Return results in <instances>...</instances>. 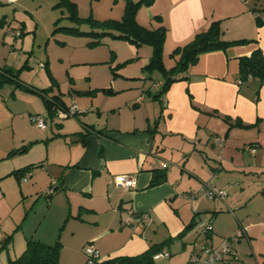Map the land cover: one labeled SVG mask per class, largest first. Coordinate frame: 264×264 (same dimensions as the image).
<instances>
[{
  "label": "crops",
  "instance_id": "crops-1",
  "mask_svg": "<svg viewBox=\"0 0 264 264\" xmlns=\"http://www.w3.org/2000/svg\"><path fill=\"white\" fill-rule=\"evenodd\" d=\"M10 8L0 6V69L19 70V77L0 83V210L6 206L12 215L20 203L30 200L24 198L31 190H46L56 182L50 205H62H58L56 218L51 215L52 222L59 224L57 214L65 216L60 219L59 233L51 226L48 231L35 228L20 244L31 238L48 244L59 240L62 257L65 243L60 233L67 226L72 228L70 236H79V264H87L84 249L88 243L100 252L102 262L136 256L161 243L165 244L161 252L168 255L156 259L166 257L169 264H180L176 257L170 258L171 247L179 241L185 247V240L198 232L194 229L198 219H208L213 224L205 233L208 244L218 247L230 239L234 254L226 255L225 264H264V83L255 79L239 83L240 57L250 56L256 48L264 53V0H154L151 5H141L136 13L140 24L166 27L163 52L175 60L165 63L167 68L178 64L180 54L172 55L175 48L212 21H219L225 41L243 42L200 54L185 73L187 78L176 80L155 99L152 94L162 89L163 76L145 70L153 56L150 44L139 46L124 39L130 41H123L127 55L119 57L118 50L113 56L122 64H141V71L122 74L133 78L131 83L137 86L127 80L115 86L119 78L114 77L111 86L78 90V95L93 98L90 103L81 100L78 104L74 100L69 103L62 91H56L57 79L46 48V54H37L44 40L39 37L44 25L32 11ZM117 72L115 76L121 75ZM151 81L157 85L154 90ZM53 96L67 109L76 104L74 116L84 114L78 117L81 125H62L60 121L58 132L45 135L47 123L44 129L33 124L34 114L43 115L46 121L52 117L44 97ZM113 100L117 101L109 103ZM94 111L97 116L93 121L90 116L96 115ZM103 115L109 118L105 123ZM64 132H75L73 135L83 136L87 142L69 144ZM48 161L59 170L52 169L44 178L36 168H44ZM163 162L168 166L162 168ZM34 163L42 165L24 169ZM154 169L164 171L166 179L152 186ZM117 174L136 175V187L111 182ZM252 174L258 176L256 185L244 186V175ZM207 182L217 188L231 187L234 182L233 187L239 189L228 199L209 198L200 191ZM189 193L198 194L183 196ZM21 197L23 200L17 201ZM233 210L236 213L232 214ZM130 212H149L150 217L132 227L124 222ZM190 224L195 226L187 229ZM0 225V250L6 249L14 259L11 249L17 254L23 248H16L14 242L12 228L17 224L8 223L0 212ZM242 227L248 229L247 234L238 237ZM185 263L189 264V259Z\"/></svg>",
  "mask_w": 264,
  "mask_h": 264
},
{
  "label": "rangeland",
  "instance_id": "rangeland-1",
  "mask_svg": "<svg viewBox=\"0 0 264 264\" xmlns=\"http://www.w3.org/2000/svg\"><path fill=\"white\" fill-rule=\"evenodd\" d=\"M72 1H74L77 4V14L80 16V18L86 19L89 17H93L94 19L103 21L107 19L122 18L125 13L124 10L125 5L128 0H72ZM56 3H57L56 0H20L18 3L17 2L0 3L1 7H11L10 10H17V12L18 11L25 12L26 9L32 11L33 14L35 15L36 21L40 23L41 26L43 25L45 26V27L43 26L42 31L39 32L40 39L41 38L44 39L42 40L43 41L41 47L42 49L38 48L37 46L36 48L38 49L36 50H41V52L37 51L38 55L43 53L46 54V51L44 50L46 48V50L49 52L52 58V63H51L52 69L57 79L56 91L57 92H59V90L62 91L65 95V99L69 103H72V101L74 100L78 104L79 101L81 100L90 103L93 99L91 96L88 95H81V96L78 95L77 93L78 90L88 91L92 89V87L95 88L96 87L95 85H100V84L106 85V87L111 86V83H113L112 81H114L112 80L114 79V77L119 78V80L116 79V83H114L115 86H120L121 84H125V80H127V83L130 82V85L132 87L137 86V84L131 83L134 80L133 78H126L122 76V74L137 73L136 71L139 70V68L141 71V64L135 65L131 61L122 64L121 60H116L115 55L113 56V54H115L116 51L118 50L120 51L119 57H123L124 55H127V49L126 47H124L125 43H123V41L126 42H130V41L115 38L110 34H105V35L92 34L91 32L93 30L102 31L103 29L99 27L96 28L93 25L89 24L87 21L80 23L79 22L77 23L76 21H72L68 17L70 10H68L67 7L66 8L55 7ZM8 15L12 16L11 14ZM28 16L32 20V17L30 15ZM65 26L78 27L84 33L74 34L59 28ZM45 30H47L46 33ZM120 46L122 48H119ZM150 48L153 51L152 46ZM171 61H174L175 63V60H173L170 57L169 52H165L164 62L166 63V65L172 64ZM117 71L121 75L115 76L114 73H116ZM155 74L156 77L158 76L159 73L157 72ZM144 77H142V79ZM71 80H73V83H71ZM146 81L149 82L150 79L148 78V80ZM151 82L152 83L149 84L152 85V90L156 89L157 85L153 81ZM117 100L110 101L109 103L115 102ZM94 113H96L95 116H90V119L93 121L96 120V116H97V112L94 111ZM79 116L82 117L84 116V114L79 113L77 116L73 115L65 119H59L55 117L49 118V120L47 121L48 129L46 130L45 135L54 134V130L58 132L59 129H61L62 127V126L59 127L60 121H62L61 122L62 125L66 123H68L69 126H75V127L78 126V124L81 125L80 121L78 120ZM101 119L104 123L106 122V120H109V118H107L106 115H103ZM86 121L90 122V120H86ZM74 133L75 132L69 134L64 132V137L66 138L69 144H74V143L81 144L82 141H76V142L71 141V139L74 136H77L76 134L73 135ZM82 145H85V143L83 142ZM44 164L46 165L44 166V168L35 167L36 169L42 170L40 172L43 173L44 178L45 176H49V174H52L51 173L52 169L59 170V166L55 163H52L51 161H48L47 163ZM26 174L29 176L28 180L32 181L33 178L30 176V172ZM57 176L60 177V175ZM247 177L248 178H246L244 175V186L248 187L249 183L251 184V186H255L256 181H258L257 174L256 175L252 174L250 176L248 175ZM233 183L234 182H232L231 187L221 188L227 192V199L228 197L229 198L234 197L233 194L235 193V190L239 189V188L237 189L234 188ZM235 184L236 183H234V185ZM37 191L38 192H36V188L33 191L31 190L30 192L31 195L30 193H28V195L24 198L25 200H27L28 197L30 198V200L27 203L26 201H24L23 203H20L18 206L16 205L17 210H15V212L12 215L10 214V211H6V206H2L0 210V212H2V215L5 216L8 223L12 222L14 223V225L17 224L15 228H12V230L14 229V233H15L14 242L16 243V248L19 247L20 245L23 246V248H21V250L17 252V254L14 252V250L11 249L10 255L12 258L17 257L23 252V250L26 247V242L24 243L23 241V244H20V241H22L23 236L34 232L35 228H38L40 231L46 229L48 231V229L51 226V230H53V232L59 233L60 231L59 228L61 224H63L62 221L60 222V219H63L65 216L60 214H57V219L59 221V224L56 225L54 222H52V217L56 218L55 213L57 211H60V209H58L59 208L58 205L60 204L56 206L50 205L51 199H49L50 195L48 192V188L46 190L42 189ZM195 192H199V190ZM32 197H34V200ZM38 198H40V201L38 200ZM19 199L23 200V198L21 197V198H17V201ZM34 202H38V203L34 205ZM236 211L234 212L233 210L232 214L236 213ZM198 220H200L198 222H205L208 223V225L210 224V221H208V219L207 220L198 219ZM8 227L9 229H11L10 225ZM71 229H72L71 227L65 226L62 233H60L62 243H65L64 245L65 249L59 264L80 263L81 253L79 252V250H77L78 247L77 242L80 241L79 236L78 237L70 236L69 232ZM194 229L196 231L198 230V232L192 235L188 240H185L187 241L185 247H183L182 241H179L180 243H177L176 246H172L171 249L169 248L170 246L166 247L167 250L170 249V252L172 254L170 258L173 259L174 257H176L175 260H177L180 264H186L185 263L186 258L190 259V256L193 253L202 254L204 246L210 245L207 242L208 238L206 239L205 233H203L202 230L199 228H194ZM199 230L201 231L199 232ZM2 231L4 233L5 229L1 228V232ZM87 245L89 246L91 245V243H88ZM244 249L246 250L248 249V247H246L245 241H244ZM85 253L86 252L84 250V262H85V257L87 258L88 256V254ZM9 259L10 258L8 251L6 249L0 250V264H9L10 263ZM169 260L170 259L166 257L155 259L154 264H169ZM110 264H118V263H110Z\"/></svg>",
  "mask_w": 264,
  "mask_h": 264
},
{
  "label": "trees",
  "instance_id": "trees-1",
  "mask_svg": "<svg viewBox=\"0 0 264 264\" xmlns=\"http://www.w3.org/2000/svg\"><path fill=\"white\" fill-rule=\"evenodd\" d=\"M57 3L55 7L68 8L70 10L68 17L72 21L84 22L87 21L89 24L96 28L103 29L102 31L93 30L92 34L105 35L110 34L115 38L128 39L137 45L147 43L153 47V56L149 63L145 66V70L148 73H153L159 71L163 76L162 89L152 94L155 99H160L163 93L178 79L187 78L186 74L191 65L195 64L199 59L200 54L217 50V49H227L233 44L241 43L242 40L237 42L225 41L222 36V29L219 21H212V23L205 29L196 32L189 41L184 44L179 45L173 51L172 55L176 56L180 54V59L178 64L172 68H167L164 62V39L166 27L164 24L157 28H149L140 24L136 18V13L138 8L145 4L151 5L154 0H128L125 8V13L121 19H107V20H97L93 17L86 19L80 18L77 14V4L72 0H56ZM64 29L69 33L82 34L84 33L78 27H59ZM240 66V78L243 82L252 81L253 79L258 80L259 84L264 83V53L260 48H256L251 52L250 56H241L239 59ZM18 71H14L11 68H1L0 69V83H5L6 81H13L18 79ZM25 89H29L23 86ZM59 95H57L58 97ZM53 98L47 99L44 97L46 105L49 109V115L55 117V108L60 106L63 109H67L58 100ZM59 98V97H58ZM41 163L26 166L24 169H31L34 166H41ZM23 169V170H24ZM21 171V170H20ZM19 170L16 174L19 176ZM166 179L165 172L162 170L154 169L151 185H157L162 183ZM57 190V186L55 191ZM54 191V192H55ZM50 193L49 195H52ZM195 226L190 224L186 228L189 229ZM210 232V231H209ZM183 234V232H182ZM181 234V235H182ZM165 244H154L147 251L136 256H120L112 258L109 260L101 261L99 264H154V255L161 252ZM61 242L58 240L53 244L45 243L37 239H29L27 241L26 247L23 252L10 259L9 264H59L61 259Z\"/></svg>",
  "mask_w": 264,
  "mask_h": 264
},
{
  "label": "built area",
  "instance_id": "built-area-1",
  "mask_svg": "<svg viewBox=\"0 0 264 264\" xmlns=\"http://www.w3.org/2000/svg\"><path fill=\"white\" fill-rule=\"evenodd\" d=\"M3 2H14V0H0V3ZM43 64V63H42ZM41 64V65H42ZM243 81L239 79V83L241 84ZM55 108V118L63 119L68 116L74 115L77 111V106L74 103L69 109H63L60 106H56ZM32 122L36 126L40 128L47 127L46 118L41 114H34L32 116ZM221 138H217L218 142H221ZM254 151V149H252ZM162 168L168 166L167 162H163L161 164ZM137 176L131 174H117L113 177L111 182H114L117 186L124 187V188H135L137 185ZM56 182H53L50 188H48V192L54 193L56 189ZM201 193L208 195L209 198H220L224 199L227 197V192L221 188H216L211 182H207L204 184L202 189L200 190ZM186 198H194L197 196V193H189L183 195ZM150 217L149 212H130L126 218H124V222L127 225L132 227H136L139 224L145 223ZM212 224L205 223V222H198L197 228L201 229L202 232L208 233L212 229ZM248 229L246 227H242L238 232V237L241 235H246ZM85 252L88 254L87 256V264H99L102 261V256H100V252L93 246L87 245L85 246ZM229 253L234 254L233 247L230 244V239H225L220 246L216 247L213 245H205L203 248V253H193L190 256L189 264H217L221 263L225 264L227 262L226 255ZM165 252H158L154 255V258H159L163 256H167Z\"/></svg>",
  "mask_w": 264,
  "mask_h": 264
},
{
  "label": "water",
  "instance_id": "water-1",
  "mask_svg": "<svg viewBox=\"0 0 264 264\" xmlns=\"http://www.w3.org/2000/svg\"><path fill=\"white\" fill-rule=\"evenodd\" d=\"M72 142H76V141H82V143H86L87 142V139L84 138L83 136L81 137L80 135H77V136H74L72 139H71Z\"/></svg>",
  "mask_w": 264,
  "mask_h": 264
}]
</instances>
